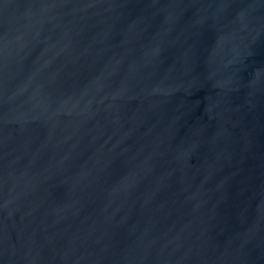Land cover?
<instances>
[{
    "label": "water",
    "instance_id": "1",
    "mask_svg": "<svg viewBox=\"0 0 264 264\" xmlns=\"http://www.w3.org/2000/svg\"><path fill=\"white\" fill-rule=\"evenodd\" d=\"M0 264H264V0H0Z\"/></svg>",
    "mask_w": 264,
    "mask_h": 264
}]
</instances>
